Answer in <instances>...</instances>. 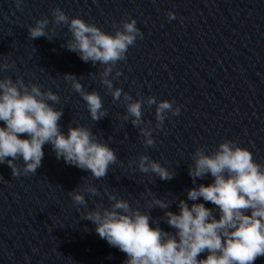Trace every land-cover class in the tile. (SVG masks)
<instances>
[{"label":"clouds","instance_id":"clouds-1","mask_svg":"<svg viewBox=\"0 0 264 264\" xmlns=\"http://www.w3.org/2000/svg\"><path fill=\"white\" fill-rule=\"evenodd\" d=\"M22 4L23 0H16L17 8ZM51 14L53 27L49 28L47 17L38 19L28 27L29 38L45 37L51 41L50 34L66 25L71 38L62 47L76 53L85 63L103 66L100 82L113 101L122 98L126 107L123 119L131 118V124L144 137L145 147L154 146L152 122L143 119L144 105L156 106L158 129L163 128L168 113L180 114V106L152 95L134 99L122 88L114 87L113 80L121 75L118 70L109 78L117 63L126 60L130 46L136 44L137 38H143L136 20H121L119 27L113 25L114 33H109L81 17L70 18L59 7L51 9ZM166 15L169 20L175 19L172 11ZM10 67L8 63H0V71ZM63 77L86 102L93 121L107 115L97 91H86L74 74ZM59 101L60 97L53 91H42L35 83L26 84L22 77L15 81L10 77L0 79V164L7 163L13 176L35 174L42 166L43 147L49 144L58 160L90 172L97 180L106 177L109 167L117 163L116 151L85 126H70L65 134L59 124L63 110L54 106ZM21 159L22 170L16 163ZM132 164L141 173L155 174L164 181L175 176L146 154L130 161L129 167ZM188 175L194 187L187 190V200H176L178 212L168 210L172 203L157 197L151 189L148 190L149 209L165 210L164 216L158 219L150 211H141L127 199L105 189L110 206L96 203L93 210L84 213L83 219L95 225L96 233L110 247L126 255L123 264H255L258 258L264 257V165L256 162L252 152L228 139L211 152L206 146L198 147L192 154ZM208 175L214 178L212 183L196 184L198 178ZM85 193L93 197L100 195L91 183L68 194L74 205L86 209ZM201 198L204 202H198ZM205 203L215 207L208 208ZM161 220L174 232L162 229ZM204 253L206 256L200 258Z\"/></svg>","mask_w":264,"mask_h":264}]
</instances>
